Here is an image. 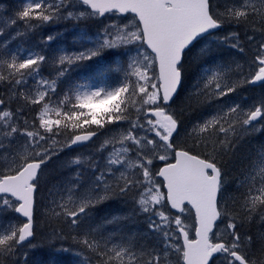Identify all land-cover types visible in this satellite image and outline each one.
<instances>
[{
  "label": "snow or ice",
  "instance_id": "1",
  "mask_svg": "<svg viewBox=\"0 0 264 264\" xmlns=\"http://www.w3.org/2000/svg\"><path fill=\"white\" fill-rule=\"evenodd\" d=\"M21 5L6 23L0 18V38L62 19L99 27L79 31L78 47L50 55L0 39V83L20 102L11 109L0 98V264H264V232H250L254 219L264 221V147L244 157L235 177L238 210L226 198L241 141L264 131V98L247 106L234 100L245 86L264 88V0ZM58 38L49 33L42 43ZM196 48L202 63L188 106L205 111L185 129L172 103ZM225 50L245 63L224 61ZM46 65L54 69L48 78ZM182 131L191 147L179 142ZM61 153L68 175L47 189L43 213L60 243L51 245L52 258L30 262L45 173ZM117 199L132 201L155 242L124 233L127 217L98 216Z\"/></svg>",
  "mask_w": 264,
  "mask_h": 264
},
{
  "label": "trees",
  "instance_id": "2",
  "mask_svg": "<svg viewBox=\"0 0 264 264\" xmlns=\"http://www.w3.org/2000/svg\"><path fill=\"white\" fill-rule=\"evenodd\" d=\"M221 1V3L219 2ZM218 3L223 4L224 0H218ZM227 51L225 50L221 55L224 61L230 60L227 55ZM202 63L199 55L195 58L189 60L186 65L187 73L185 77V81L180 89L178 95L175 97L174 102L172 103V107L174 106L175 112H177L182 121L184 127L188 124H193L196 119L199 117L201 112L205 111L204 108L191 109L188 106V97L191 91H188L187 88L192 85L194 80L200 76L199 65ZM249 95L250 99H255L257 94L263 90L260 85L249 86ZM2 97V96H1ZM13 106V104H11ZM34 113L29 112L27 114L28 117H32ZM183 131L181 132V134ZM180 143L185 147H191L193 144L192 139L187 135L184 140L180 141ZM264 147V131H256L250 134L245 135L244 139L240 143V148L238 152L237 158L234 160L231 167V172L228 176V184L226 198L228 199L229 208L237 209L238 205L232 203L233 197H239V192L236 189V180L235 177L239 175V169L244 166V157L248 154H253L259 149ZM69 159L67 155L61 153L59 157H54L50 162V166L46 170L45 173V189L41 194V200L39 201L40 206V229L37 232L36 239L34 243L38 244L39 247L33 252L29 253V261L39 260V259H49L53 257V249L51 245L53 243H60L51 239L52 227L45 221V217L43 213L46 211L48 207V199H47V189L52 188L53 185L59 183L63 180L66 175H68V170L64 167L65 161ZM65 168V169H64ZM132 205L125 204L122 200L117 199L113 201H109L105 205L101 206V211L98 213V216L102 217L109 214H120L124 217H127V220L124 224L121 225V229L124 233H130L135 236L136 240L140 243H148L150 241L155 242L157 238L151 236H145V218L143 215L132 214ZM250 232L259 233L264 232V221L256 218L253 220L250 226ZM70 243V241L65 242V244Z\"/></svg>",
  "mask_w": 264,
  "mask_h": 264
},
{
  "label": "rangeland",
  "instance_id": "3",
  "mask_svg": "<svg viewBox=\"0 0 264 264\" xmlns=\"http://www.w3.org/2000/svg\"><path fill=\"white\" fill-rule=\"evenodd\" d=\"M221 3V1H219ZM21 0H0V18H2V22L6 23L10 16L14 14V12L21 7ZM110 19H105L104 23H109ZM19 27V26H17ZM99 27L98 22L88 20V21H75V20H69V19H62L55 23H50L45 25L43 28H38L35 32H29L27 35L21 36L15 40L10 41V37L14 35L15 28H10L6 30L5 36L3 39L6 43H8V47H10L12 50H21L24 52H27L29 50H37V51H43L45 55H50L56 48H66L69 50H72L75 47H78V43H74L75 35L78 34L79 31L88 30L90 32H94ZM20 31H25L23 28H19ZM49 33H58L59 38L57 41H53L50 46H46L42 43V38L49 34ZM10 41V43H9ZM199 54V48L193 49L192 53L189 55V60L195 58ZM228 56L229 53H227ZM250 55V54H249ZM229 59H235L239 61L241 64L245 63V58L241 56H230ZM54 72V69L51 65H46L42 69V74L45 78L49 77V73ZM199 79L196 78L192 85L187 88L188 91H192L193 86L195 85L196 81ZM245 86L244 88H241L238 90L236 94H234V100L236 102H239L242 104V106L251 105L255 102H257L260 98H264V91L261 90L255 99H250L248 97L249 95V87ZM0 95L2 98H4L8 106L11 109H16L20 107V102H18L15 99H12V90L6 85L0 83ZM13 104V106H11ZM172 109L175 111L174 106ZM29 113V112H28ZM27 113V114H28ZM29 120H31L32 117H28ZM191 125H186L185 129H190ZM187 136L186 132L183 131L180 137V141L184 140ZM103 139V137H101ZM125 204H131L132 208H134V204L131 200H128ZM11 215V214H9ZM192 217L189 214L187 223L191 224Z\"/></svg>",
  "mask_w": 264,
  "mask_h": 264
},
{
  "label": "water",
  "instance_id": "4",
  "mask_svg": "<svg viewBox=\"0 0 264 264\" xmlns=\"http://www.w3.org/2000/svg\"><path fill=\"white\" fill-rule=\"evenodd\" d=\"M254 86H258V85H254ZM179 91H180V90H179ZM179 91H178V93H179ZM178 93H177V95H178ZM177 95H176V96H177ZM0 98H2L1 95H0ZM174 99H175V98H174Z\"/></svg>",
  "mask_w": 264,
  "mask_h": 264
},
{
  "label": "bare ground",
  "instance_id": "5",
  "mask_svg": "<svg viewBox=\"0 0 264 264\" xmlns=\"http://www.w3.org/2000/svg\"><path fill=\"white\" fill-rule=\"evenodd\" d=\"M65 169V168H64Z\"/></svg>",
  "mask_w": 264,
  "mask_h": 264
}]
</instances>
